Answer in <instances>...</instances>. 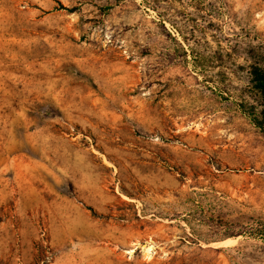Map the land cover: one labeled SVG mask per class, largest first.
Segmentation results:
<instances>
[{
    "label": "rangeland",
    "instance_id": "rangeland-1",
    "mask_svg": "<svg viewBox=\"0 0 264 264\" xmlns=\"http://www.w3.org/2000/svg\"><path fill=\"white\" fill-rule=\"evenodd\" d=\"M263 44L264 0H0V264H264L198 201L264 213Z\"/></svg>",
    "mask_w": 264,
    "mask_h": 264
},
{
    "label": "trees",
    "instance_id": "trees-1",
    "mask_svg": "<svg viewBox=\"0 0 264 264\" xmlns=\"http://www.w3.org/2000/svg\"><path fill=\"white\" fill-rule=\"evenodd\" d=\"M250 58L246 67L250 76L248 91L258 102L245 99L240 102V106L252 122L264 132V44L253 47ZM213 198L198 200L203 220L211 218L238 225L242 228L240 233L250 236L251 241L260 239L264 242V213L255 207L233 206L228 199L220 198L217 194Z\"/></svg>",
    "mask_w": 264,
    "mask_h": 264
},
{
    "label": "bare ground",
    "instance_id": "bare-ground-1",
    "mask_svg": "<svg viewBox=\"0 0 264 264\" xmlns=\"http://www.w3.org/2000/svg\"><path fill=\"white\" fill-rule=\"evenodd\" d=\"M230 240H235V239H231V238H228V239H226V240H224L223 242H225V241H230Z\"/></svg>",
    "mask_w": 264,
    "mask_h": 264
}]
</instances>
